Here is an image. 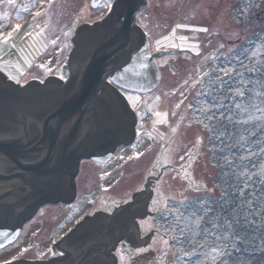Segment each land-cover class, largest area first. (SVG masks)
I'll use <instances>...</instances> for the list:
<instances>
[{"label":"rangeland","instance_id":"rangeland-1","mask_svg":"<svg viewBox=\"0 0 264 264\" xmlns=\"http://www.w3.org/2000/svg\"><path fill=\"white\" fill-rule=\"evenodd\" d=\"M48 1L39 0L38 8ZM85 1L53 0L46 14L34 15V10L39 26L18 24V29L13 25L7 32L8 22L1 24L0 72L20 86L32 80L44 81L47 75L59 72L71 51L75 29L82 21L105 18L109 11L104 6L92 14ZM237 3L151 0L149 7L139 11L137 24L148 30L149 37L167 34L157 46L177 48L178 53L160 60L166 66L156 91L125 95L131 109L140 108L138 132L107 161L83 160L81 173L76 176L81 187L77 198L70 204L41 207L20 237L0 249V264L50 260L55 253L52 243L60 241L87 215L98 211L112 214L115 208L132 201L134 193L147 182L152 192L148 211L153 214L147 213V219L139 217L136 222L142 237L153 231L152 236L130 254L120 250L118 245L124 240L120 241L114 254L119 257L117 264H208L222 256L224 245L204 247L195 243H210L214 234L202 229L201 222L199 228L193 223L200 218L196 205L220 197L216 161L223 149L218 142L231 139L239 144L257 139L255 144H264V36L255 38L253 27L237 22L233 16ZM23 11L21 18L25 19ZM42 32L49 42L43 53L47 45ZM190 50L193 53H188ZM172 59L177 64L175 72L169 66ZM248 76L251 81L246 80ZM237 89L244 91L248 101L246 112L239 107L245 101L235 94ZM222 163L228 166V161ZM86 171L90 178L84 175ZM248 179H252L248 186L264 183V167L251 171ZM216 247L222 252L213 256L211 250Z\"/></svg>","mask_w":264,"mask_h":264},{"label":"water","instance_id":"water-1","mask_svg":"<svg viewBox=\"0 0 264 264\" xmlns=\"http://www.w3.org/2000/svg\"><path fill=\"white\" fill-rule=\"evenodd\" d=\"M146 4L116 0L103 20L82 25L64 65L65 80L48 77L20 86L0 72V248L18 239L24 219L42 203L75 200L72 180L81 161L104 162L133 140L136 114L119 87L146 94L160 84L136 19ZM147 184L112 214L98 211L72 231L81 220L62 242L70 259L57 264H115L112 252L120 241L130 253L147 244L153 231L143 239L131 231L149 212Z\"/></svg>","mask_w":264,"mask_h":264},{"label":"trees","instance_id":"trees-1","mask_svg":"<svg viewBox=\"0 0 264 264\" xmlns=\"http://www.w3.org/2000/svg\"><path fill=\"white\" fill-rule=\"evenodd\" d=\"M233 16L242 27H253L255 38L264 36V0H238ZM250 78L246 80L251 81ZM255 140L239 144L231 139L218 142L223 149L216 161L220 197H210L208 203L195 206L202 218V229L212 232L213 240L207 243L192 237L191 242L204 247L226 246L222 256L208 264H264V183L248 186L252 180L248 179L249 173L264 167V144H255ZM224 161H228V166Z\"/></svg>","mask_w":264,"mask_h":264},{"label":"flooded vegetation","instance_id":"flooded-vegetation-1","mask_svg":"<svg viewBox=\"0 0 264 264\" xmlns=\"http://www.w3.org/2000/svg\"><path fill=\"white\" fill-rule=\"evenodd\" d=\"M87 1H88V4L92 7V11H93V13L92 14H94L95 13V11H97L98 9H100V8H102V7H104V6H106V4L107 3H110L111 4V7L109 8V11H108V13H107V16L112 12V10H113V8H114V6L116 5V0H107V1H105L103 4H101L100 6H95L96 5V3H98L97 1L98 0H86L85 1V6H86V8H87ZM147 1V4H146V6L143 8V11L147 8V7H149L150 5H151V0H146ZM51 2H53V0H49L48 1V4H46L43 8H38V5H39V0H11V2H9V0H0V25L1 24H3V23H6V22H8V25L9 26H6V31L7 32H9L12 28L11 27H13V25H17V24H19V25H22L23 24V26H27V27H29V26H32V27H34V26H39L38 25V23H36L35 21H34V15H36L37 13H44V14H46V11H47V8H48V6L50 5L49 3H51ZM30 3V4H29ZM28 6H30V8H29V13L27 12V13H25V8H27ZM24 10V11H23ZM34 10H35V12H34ZM22 11L24 12L23 14H24V16H25V19L24 18H21V14H22ZM33 12H34V15H33ZM139 14V13H138ZM138 14H137V16H138ZM29 15V16H28ZM148 15V14H147ZM28 16V17H27ZM46 16V15H45ZM27 17V18H26ZM104 18H101V19H99V20H97V19H93V20H89V22H86V21H88V20H85V21H82V23L77 27V29H75V31H74V34H73V36L71 37V49H72V40H73V38H74V36H75V34H76V32H77V30L82 26V25H84V24H88V25H92V24H94V23H96V22H99V21H101V20H103ZM7 20H9V21H7ZM157 24H160V22L159 21H157ZM140 26V25H139ZM141 28H142V30L144 31V34H145V37H144V39H145V41H146V45H145V57H148V58H153V60H155L156 61V63H157V67H158V69H159V72H160V84L159 85H161V83H162V80H163V69H165V63L163 64V62H161L160 60H162L163 58H165V57H169V56H175L178 52H177V48H169V47H162V46H157V43L159 42V40H161L163 37L165 38L166 37V35L167 34H165V35H161V36H158V37H149V35H148V30L145 28V27H142V26H140ZM26 29H28V28H26ZM1 31V30H0ZM42 34V38L44 39V41H45V43H46V45H47V47H46V49H44L41 53H43V52H45L46 50H47V48H48V44H49V42H48V39L46 38V36L44 35V33L42 32L41 33ZM70 49V50H71ZM163 50H165V51H169V52H164V53H161V55H157L158 53H159V51H163ZM179 50H181L180 48H179ZM191 52L193 53V51H188V53H190L191 54ZM69 53H70V51H69ZM69 53H68V56H69ZM185 54H186V52H185ZM42 55V54H41ZM38 58H40V57H38ZM38 58H37V60H38ZM56 62L58 63L59 62V56L57 57V60H56ZM65 65V64H64ZM64 65H63V67H62V69L58 72H56V73H52V74H49V75H47L46 77L48 78V77H57V78H60V79H63V80H65V78H66V73H65V70H64ZM169 66H170V68H171V70L172 71H176L177 70V64H176V62L174 61V59H172L171 60V64L169 63ZM45 77V78H46ZM107 81L109 82V83H112V76H109L108 78H107ZM158 88H159V86H158ZM158 88H156L154 91H156ZM119 89H120V91L124 94V95H127V94H136L137 96H142V95H147V94H149V93H152V92H149V93H146V94H139V93H135V92H131V91H128V90H126V89H124V88H121V87H119ZM153 91V92H154ZM134 106H135V104H134ZM134 108H132V110H133ZM134 112H135V114H136V123H135V128H136V133L138 132L137 131V124H138V119H139V112H140V108L139 109H134L133 110ZM120 146H122V145H119V146H117L116 147V149L118 148V147H120ZM115 149V150H116ZM115 150H114V152H113V154L115 153ZM112 154V155H113ZM108 159H110V158H108ZM107 159V160H108ZM89 160H91V161H93V162H97V161H95V160H93V159H89ZM107 160H105V161H107ZM83 162L84 161H81V164H80V167H79V171H78V173H77V175L76 176H78V174L79 173H81L80 171L82 170V165H83ZM84 175L87 177V178H90V175H89V173H87V171L84 173ZM76 176H74L75 178L72 180V186H73V188H75V190L77 191V195H76V198H77V196H78V194H79V191H80V185L78 184V183H76ZM152 180V179H151ZM148 190H150V186H149V184H147V187H146ZM139 194H142V193H139ZM143 194H145V193H143ZM75 198V199H76ZM133 198H134V196L132 197V199L131 200H133ZM61 201H58V202H56L55 204H58V203H60ZM128 203V201L126 202V203H123V205H125V204H127ZM50 204H52L51 202H45V203H42V205H40L39 206V209L41 208V207H44V206H47V205H50ZM53 205V204H52ZM122 205V206H123ZM118 208H120V207H117V208H115L113 211H115L116 209H118ZM39 209L37 210V212H35V213H33V214H31L29 217H26L25 219H24V221H23V226H22V230L20 231V233H19V236H18V238L20 237V235H21V233H22V231L25 229V227H26V225L27 224H30L31 223V219L38 213V211H39ZM105 214H108V213H106V212H104ZM149 215L151 214V212H147ZM95 214H98V213H95ZM95 214H93V215H87L85 218L87 219V217H91V216H94ZM143 217V216H142ZM149 216H145L144 218H142V220H144V219H147ZM83 219L79 224H78V226L77 227H75L72 231H74L76 228H78L82 223H85L86 222V219ZM140 220V219H139ZM139 220H138V222H139ZM137 231H138V233H137V231L136 230H133V229H131V231L133 232L132 234L134 235V234H137L138 235V237L140 238V239H143V237H142V232H141V227H140V223H137ZM71 231V232H72ZM68 235H70V233H68ZM67 235V236H68ZM66 238V236L58 243H56V242H54V243H52V246H53V249H55V253H52V255H51V257H50V260H48V261H46V262H40V261H37V262H30V261H12V262H9V263H4V264H57V263H62V262H66L68 259H70V257H71V253L70 252H68L67 250H66V248L65 247H63V244H62V242H63V240ZM11 244V243H10ZM9 244V245H10ZM13 244V243H12ZM141 245V244H140ZM6 246H8V245H5V247ZM52 246L50 247V248H52ZM119 246V248H120V250L121 251H123L124 253H126V254H130V251H129V248H128V246L125 244V243H123V244H121V245H118ZM139 246V245H138ZM5 247H2V248H5ZM1 249V248H0ZM115 251H116V248H115V250L112 252V254L114 255L115 254ZM111 254V253H110ZM116 257H117V255H116ZM119 257H117V259H116V262H115V264H117V262L119 263V259H118ZM105 264H111V263H109V262H106Z\"/></svg>","mask_w":264,"mask_h":264},{"label":"snow or ice","instance_id":"snow-or-ice-1","mask_svg":"<svg viewBox=\"0 0 264 264\" xmlns=\"http://www.w3.org/2000/svg\"><path fill=\"white\" fill-rule=\"evenodd\" d=\"M9 2H11V0H9ZM106 6L110 8V7H111V4H110V3H107ZM37 15H39V13H37ZM16 28H17V29L19 28V25H18V24H17ZM201 31H207V29H201ZM8 35L11 36V33H8ZM158 43H159V42H158ZM251 70H252V69H249V71H251ZM205 75H207V73H205ZM225 75H229V73H228L227 70H225ZM235 94H236L237 96H240V97L242 98V100L245 101L244 103H242L241 105H239V107H240V109H241L242 111H245V112H246L247 109H248L249 104H248V101H247L246 98H245L244 91L241 90V89H237V90L235 91ZM255 95H262V93H255ZM157 115H160V114L157 113ZM243 122L246 123L247 121H243ZM201 219H202V218H198L197 220L193 221V223L196 225L197 228L200 227ZM186 227H187V225H186ZM183 231H184V229L182 228V229H181V233H183ZM198 234H199L198 232H197V233H194V235H198ZM221 238H222V237H221ZM164 242L167 243V241H164ZM221 252H222V249H221L220 247H216V248H213V249L211 250V254H212L213 256H215V255H217V254H220ZM205 255H208V254L206 253ZM225 264H226V262H225Z\"/></svg>","mask_w":264,"mask_h":264},{"label":"crops","instance_id":"crops-1","mask_svg":"<svg viewBox=\"0 0 264 264\" xmlns=\"http://www.w3.org/2000/svg\"><path fill=\"white\" fill-rule=\"evenodd\" d=\"M37 62V61H36Z\"/></svg>","mask_w":264,"mask_h":264}]
</instances>
